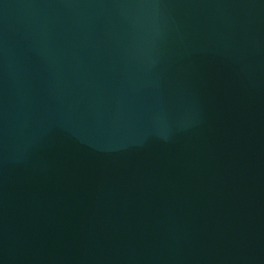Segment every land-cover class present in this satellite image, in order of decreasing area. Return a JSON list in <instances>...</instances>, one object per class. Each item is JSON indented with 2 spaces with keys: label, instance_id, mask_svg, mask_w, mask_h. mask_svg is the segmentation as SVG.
Masks as SVG:
<instances>
[{
  "label": "water",
  "instance_id": "1",
  "mask_svg": "<svg viewBox=\"0 0 264 264\" xmlns=\"http://www.w3.org/2000/svg\"><path fill=\"white\" fill-rule=\"evenodd\" d=\"M0 264H264V0H0Z\"/></svg>",
  "mask_w": 264,
  "mask_h": 264
}]
</instances>
